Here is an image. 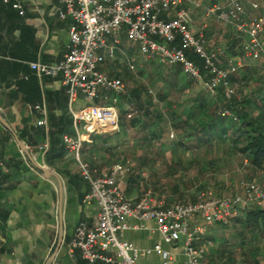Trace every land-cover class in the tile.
I'll return each mask as SVG.
<instances>
[{"label": "built area", "instance_id": "1", "mask_svg": "<svg viewBox=\"0 0 264 264\" xmlns=\"http://www.w3.org/2000/svg\"><path fill=\"white\" fill-rule=\"evenodd\" d=\"M60 18L71 17L68 50L57 63L31 62L39 76H60L69 96V108L74 119L75 135L64 134L63 141L70 155L78 163L80 173L90 184L85 201L95 203L98 212L95 221L80 222L68 250L75 255L80 250L91 264H142L140 248L122 238L129 229L158 231L170 243L182 242L186 255L184 264H225L209 257L211 241L203 240L209 227L218 222L230 223L234 217L253 205L264 208V177L241 182V191L219 195L212 190L199 194L196 201L170 202L165 195L156 196L146 190L135 201L129 196L122 179L132 170L130 161L107 167L91 164L83 157L84 133H114L120 128L119 96L127 92L125 81L107 73L103 66L114 60L121 50V33L139 43L140 53L151 59H159L180 65L189 78L201 81L211 92L223 89L227 98L237 95L230 81L242 62L228 57L223 65L222 49L211 50L203 33L193 31L187 20L188 11L180 6L196 0H57ZM24 11L22 0H4ZM257 7L258 4L254 3ZM174 12V17L167 15ZM223 24L233 25L242 38L245 56L264 59V17L247 19L243 0H230L228 4H214L206 9ZM112 38V39H111ZM112 41V42H110ZM193 52L202 65L189 56ZM131 69L135 64L129 63ZM105 92V93H103ZM111 103H98L100 98ZM84 106L77 107L80 99ZM223 115H231L225 110ZM131 116V114H129ZM44 124L45 120L39 121ZM174 136V132L171 133ZM2 175L0 173V179ZM134 218L137 223H131ZM113 250V254L108 251ZM156 251L162 256V264H170L172 253L156 244L144 252Z\"/></svg>", "mask_w": 264, "mask_h": 264}, {"label": "crops", "instance_id": "2", "mask_svg": "<svg viewBox=\"0 0 264 264\" xmlns=\"http://www.w3.org/2000/svg\"><path fill=\"white\" fill-rule=\"evenodd\" d=\"M196 1L199 5L188 3L179 9L193 7L205 14L208 6L226 5L230 0ZM22 2L23 12L12 3L0 0V114L12 128L0 120V209L7 213L6 220L0 219V264H91L80 250L74 256L68 250V242L77 225L82 221L92 224L98 208L95 203L85 201L90 184L83 179L75 158L63 143L58 142L63 134H76L66 86L60 76H39L31 67L34 61L57 63L63 59L68 50L73 19L59 17L57 0ZM243 4L247 19L264 17V0H243ZM170 17H174V12L167 15ZM209 28L213 40L210 45L213 46H207L211 50L224 51L219 57L223 65L227 64L228 57L246 58L242 50L243 39L238 37L233 25L224 26L213 17ZM120 38V52L126 55L131 69L129 63H133L134 53H140L139 45L127 38L126 30ZM220 40H226L227 49L218 46ZM111 63L106 62L103 69L125 81L117 67H109ZM245 93H248L247 88ZM112 97L110 93L108 99L100 98L97 102L111 103ZM84 104L81 98L77 107ZM41 120L45 123L40 124ZM118 131L105 134L115 135ZM102 134L84 133L83 157L93 165L107 167L110 165L105 154L114 150L110 141L115 136ZM17 137L27 145L32 158L23 150ZM37 164L47 166L58 177L48 176ZM125 178L122 185L137 201L142 195L138 191L139 183H127ZM130 221L137 223L134 218ZM207 234L208 231L198 245L211 241ZM122 238L140 248L142 264H162L160 253L144 252L158 243L172 253L170 264L185 263L182 242H166L158 231L129 229L122 233ZM209 245V257L214 261L212 241ZM97 264L108 263L100 261Z\"/></svg>", "mask_w": 264, "mask_h": 264}, {"label": "rangeland", "instance_id": "3", "mask_svg": "<svg viewBox=\"0 0 264 264\" xmlns=\"http://www.w3.org/2000/svg\"><path fill=\"white\" fill-rule=\"evenodd\" d=\"M186 10L189 20L195 26V32L203 33L207 45L212 48L213 45L210 43L213 40L209 27L211 18L214 16L207 15L206 10L203 14L193 7L191 9L186 7ZM202 24L204 29H202ZM220 44L218 46L227 49L226 40H220ZM116 58L110 60L113 64L111 63L109 67L114 68L115 66L121 71L128 94L139 89L144 100L153 99L152 109L158 107L161 110L165 129L161 138L152 141L142 137L151 136L150 131L140 133L135 128H129L126 132L119 130L115 135L111 134L115 136L110 141L113 146L111 148L114 150L105 154V160L110 166L126 161L132 163L131 172L125 176L127 183L130 178L138 177V191L142 194L146 190H151L156 196L165 195L170 202H191L198 199L199 194L206 190H212L219 195L235 194L241 191L242 181L264 177V173L247 162L239 147L234 146L230 140L200 147H196L192 142L187 148H175V143L184 134L172 124L173 111L180 113L192 106L193 99L201 91L211 96L217 93L206 89L201 81H196L188 87L183 80L182 73L179 76L176 75L178 67L175 64L147 58L136 52L131 57L135 68L129 69L126 55L118 52ZM237 58L242 62L237 71L241 80L233 83L237 94L247 95L262 90L264 88V62L252 58V61L248 60L247 56ZM246 88L248 93H245ZM162 95L165 99H162ZM118 102L120 104V99ZM171 102L172 105L169 106ZM129 106V103L123 101L119 109L121 107V109H127ZM159 128L155 127V131ZM172 132L174 136L171 135ZM238 228H235L233 219L232 225L226 228L219 227V225L215 228L209 227L208 234L215 233L214 230L218 229L216 239L212 240V248L221 249L224 244L228 248L222 257L218 255L220 252L218 250L214 254L216 259L227 264H264V237H254L248 233V237L243 240Z\"/></svg>", "mask_w": 264, "mask_h": 264}, {"label": "trees", "instance_id": "4", "mask_svg": "<svg viewBox=\"0 0 264 264\" xmlns=\"http://www.w3.org/2000/svg\"><path fill=\"white\" fill-rule=\"evenodd\" d=\"M189 56L202 65V60L197 54L189 52ZM261 60L264 62V59ZM175 66L178 67L176 75L179 76L182 73L183 80L188 87L197 81L185 75L180 65ZM239 80L238 72L233 73L230 77L232 83ZM139 92V89H135L129 94L127 91L119 96V107L123 105V101L130 105L127 109L120 108V130L126 132L129 128H135L140 133L150 131L151 136H142L150 141L161 138L165 131L163 114L158 107L152 109L153 99L149 97L150 100H144ZM215 93H217L215 96H211L209 93L201 91L193 99L192 106L185 108L180 113L173 111L172 124L184 134L175 143V148H187L191 146L192 142L196 147H200L230 140L234 146L239 147L247 162L264 173V88L256 93L237 94L230 99L225 96L223 89H219ZM162 99H165L164 95H162ZM225 110H230L231 115H223ZM155 127H160L159 132L155 131ZM63 136L64 134L58 139V142L63 143L65 147ZM102 136L111 135L104 133ZM132 182L138 183V177L130 178V183ZM6 218L7 213L0 209V219L4 221ZM233 220H235V228L239 227V233L243 236V240L248 237V233L254 237H264V208L253 205L244 210L241 216L234 217ZM218 225L226 228L228 225H232V222L230 224L218 222L211 227L215 228ZM218 229L214 230L215 233L207 234L209 240L216 239V230ZM227 249L226 244L221 249L212 248V259L219 261L214 254L219 250L218 255L222 257L226 254Z\"/></svg>", "mask_w": 264, "mask_h": 264}, {"label": "water", "instance_id": "5", "mask_svg": "<svg viewBox=\"0 0 264 264\" xmlns=\"http://www.w3.org/2000/svg\"><path fill=\"white\" fill-rule=\"evenodd\" d=\"M0 120L3 122V124H5L8 128L12 129L11 126L4 120V118L2 117V115L0 114ZM18 142L20 143V145L22 146L23 150L26 152V154L32 158L27 145H25L18 137ZM48 176L54 175L56 177H58L57 173L52 171L51 169H49L47 166H44L42 164H37Z\"/></svg>", "mask_w": 264, "mask_h": 264}]
</instances>
